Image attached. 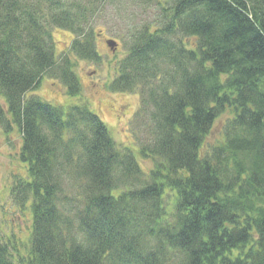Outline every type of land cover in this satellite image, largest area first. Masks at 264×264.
Masks as SVG:
<instances>
[{
    "label": "trees",
    "instance_id": "1",
    "mask_svg": "<svg viewBox=\"0 0 264 264\" xmlns=\"http://www.w3.org/2000/svg\"><path fill=\"white\" fill-rule=\"evenodd\" d=\"M112 1L0 0V124L20 134L11 197L33 220L27 260L0 238V264H264V0L136 1L154 15L107 86L139 96L148 172L87 105L28 96L43 77L80 95L69 53L101 63ZM55 29L73 37L60 57Z\"/></svg>",
    "mask_w": 264,
    "mask_h": 264
},
{
    "label": "rangeland",
    "instance_id": "2",
    "mask_svg": "<svg viewBox=\"0 0 264 264\" xmlns=\"http://www.w3.org/2000/svg\"><path fill=\"white\" fill-rule=\"evenodd\" d=\"M113 0L105 5L103 14L94 29V39L101 63L93 65L86 60H79L70 55L74 72L79 79L81 93L74 98L57 80L43 77L39 88L31 91L28 96H36L52 106L67 108L75 105L87 107L103 121L113 140L133 152L141 170L148 172L153 162L139 153V144L145 141V129L136 123L135 113L139 109V96L134 93H113L108 84L116 76V63L126 56L128 29L139 26L142 18H151L154 13L136 6L137 0ZM56 55L68 53L72 34L62 29L53 30ZM126 36V38H125ZM120 37L122 40H120ZM125 38V39H124ZM107 40L117 43L114 52L110 51ZM6 102L0 94V106L5 108ZM224 119L215 123V128L208 140L215 142L220 136L221 124ZM0 124V238L8 242L13 249L14 258L26 261L29 256L30 237L32 234V211L30 204L17 206L11 197L13 185L26 178L27 166L21 162L19 150L21 137L12 124L9 131ZM172 198H168L167 203Z\"/></svg>",
    "mask_w": 264,
    "mask_h": 264
},
{
    "label": "water",
    "instance_id": "3",
    "mask_svg": "<svg viewBox=\"0 0 264 264\" xmlns=\"http://www.w3.org/2000/svg\"><path fill=\"white\" fill-rule=\"evenodd\" d=\"M105 43L109 47L110 51H112V52L115 51V49L117 47V43H114L113 41H110V40H107Z\"/></svg>",
    "mask_w": 264,
    "mask_h": 264
},
{
    "label": "bare ground",
    "instance_id": "4",
    "mask_svg": "<svg viewBox=\"0 0 264 264\" xmlns=\"http://www.w3.org/2000/svg\"><path fill=\"white\" fill-rule=\"evenodd\" d=\"M109 48V47H108Z\"/></svg>",
    "mask_w": 264,
    "mask_h": 264
}]
</instances>
